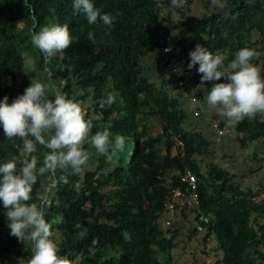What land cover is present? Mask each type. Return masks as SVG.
Here are the masks:
<instances>
[{"label": "trees", "instance_id": "16d2710c", "mask_svg": "<svg viewBox=\"0 0 264 264\" xmlns=\"http://www.w3.org/2000/svg\"><path fill=\"white\" fill-rule=\"evenodd\" d=\"M203 1L208 9L213 3L185 0L173 9L171 0H94L102 12L116 18L109 27L88 24L82 13L73 12L72 0H0V99L8 96L11 103L16 98L17 85L27 74L26 55L32 56L62 94L80 103L85 118L93 121L92 134L111 126L114 135L126 138L125 150L115 161L85 143L87 166L78 174L68 169V182L57 186L45 209L59 255L69 264H174L182 231L164 228V177L188 170L199 179L198 225L192 221L186 230L189 243L203 236L197 256L207 264H264V206L254 201L258 192L246 190L220 165L206 163L213 142L186 127L190 115L181 98L167 89L169 83L176 95L199 101L211 84L223 82H205L202 87L198 65L188 69L189 53L197 44L229 60L241 48H253L261 53L253 63L264 66V0H219L223 8L217 3L199 16L194 6ZM52 23L67 24L77 39L46 65L31 35ZM151 62L164 68L168 83L160 85L150 74ZM191 73L197 84L179 85ZM108 94L114 96L110 106L105 103ZM146 115L162 123L161 134L155 136L143 125ZM232 126L244 135V147L264 145V113ZM175 139L185 144V156H174ZM173 181L176 189H187L179 177ZM42 186L38 177L33 189L37 202ZM183 215L188 219L185 211ZM4 219L0 212L2 225ZM213 238L216 247L210 245ZM24 251L18 252L27 260L32 249Z\"/></svg>", "mask_w": 264, "mask_h": 264}, {"label": "clouds", "instance_id": "9594fccd", "mask_svg": "<svg viewBox=\"0 0 264 264\" xmlns=\"http://www.w3.org/2000/svg\"><path fill=\"white\" fill-rule=\"evenodd\" d=\"M183 3L184 0H171L173 9L182 7ZM219 7L223 8L224 4L219 3ZM72 9L75 14L82 13L90 25L102 22L110 27L115 23L116 18L102 12L94 0H72ZM88 38L94 40V34L89 32ZM76 39L67 24L52 23L33 32L31 44L43 54L44 63L48 65ZM260 55L256 49L244 47L229 60L223 53H214L200 44L189 53L187 67L191 70L198 65L196 71L201 74L202 87L205 82L223 79L211 84L205 99L229 125L264 113V66L253 63ZM51 92L53 88L48 83L31 81L23 94L11 103L8 96L0 99V129L7 139L22 140L25 153L20 166L16 157L0 161V205L7 227L10 235L32 249L30 258L20 260L22 264H69L67 258L59 255V242L45 219V209L51 204L54 190L61 182H68L66 175L56 176L57 170L81 173L89 161V153L83 147L85 143L91 144L96 153L108 161L118 160L126 146V138L114 135L111 126L92 134L93 121L85 118L80 103L58 90L54 91V98H50ZM113 102L114 96L108 94L105 103L110 106ZM37 144L47 149L41 153L42 160L34 155L38 151ZM46 174L48 183L42 186L37 202L33 189L38 177Z\"/></svg>", "mask_w": 264, "mask_h": 264}, {"label": "rangeland", "instance_id": "374dc122", "mask_svg": "<svg viewBox=\"0 0 264 264\" xmlns=\"http://www.w3.org/2000/svg\"><path fill=\"white\" fill-rule=\"evenodd\" d=\"M162 2H167V0H161ZM208 3L206 1H203L202 3L199 2L200 8L198 10V12L200 14H207L210 10H213L215 6L214 3L209 4L207 8ZM198 6V4H196L194 6V9ZM163 7V13L167 14L166 12V8L164 5H162ZM26 59H27V74L30 75V77L35 78L37 81L41 82H46L44 75L42 72H40L38 70L37 67V58L32 57V56H28L26 55ZM150 74L156 78V81L161 85L163 84V82H167L169 76L166 75L164 68L160 65H157L155 62H151L150 66ZM178 72L177 67L174 69ZM175 72V71H174ZM40 80H39V79ZM168 83V82H167ZM50 86H52V84H49ZM171 86V84L168 83L167 85V89L171 92V94L174 96V94L176 93V91L169 89ZM50 98L53 97V92H51L50 94ZM187 100H191L190 98H188ZM186 102V100H185ZM192 104L194 105H204L205 107L208 106L206 103V99L205 98H200L199 101H190ZM187 103V102H186ZM189 103V104H191ZM186 108V105L185 107ZM209 110L210 107L208 106V108H205V110ZM201 111V110H200ZM211 111L213 112V110L211 109ZM206 112V111H205ZM194 115H192L193 117ZM220 117V116H218ZM143 125H146L148 127L151 128V132L155 135L158 136L159 134L162 133V126H161V122H159L158 119H156L154 116L151 115H146L143 116ZM192 119V118H191ZM225 124V126H224ZM221 125L223 126V128L227 127V129H229L230 131L234 132L236 129L234 126L227 124L226 125V121H215L214 123V127L216 126L215 130H217V127L221 128ZM186 127L189 130H196L197 128L190 122V119L187 122ZM1 136L3 139H7L4 135V133L1 131ZM217 132V131H216ZM235 133V132H234ZM237 133V132H236ZM216 141V140H214ZM217 142V141H216ZM237 145L241 146V143L238 141L235 144V147H237ZM258 144H249V148L248 151L242 154L239 152L236 154V152L234 150H231V157L233 158H242L244 156L246 159H244V161H241V165L245 166L247 169V171L245 170V172H247V175L245 177V180H238L239 183L243 184L244 188L246 190H254L256 192H259L261 189V186L264 184V149L261 151V147L256 146ZM16 149L15 154L13 153V156L16 157V159L19 161L21 160V162L23 163V158L22 156L19 154L18 149H22L23 145H19V143L16 145ZM229 149H231V146L229 147ZM256 150V152H255ZM259 150V151H258ZM174 154L177 156L179 151L177 150V148L175 147L173 149ZM224 161L228 162L229 161V157L228 156H224ZM239 162V161H238ZM207 164H211V163H220V159H215L213 158H209L208 160H206ZM0 212H3L1 210V205H0ZM180 240L184 243H182V248L178 249L174 255V264H207L206 261H204L205 259H203V257H199L197 256L198 252L201 251L202 247L201 245L198 244V240H203V236L202 235H198L197 237H195L192 240V243L188 242V239L186 240L185 235L181 236ZM210 245H212V247H216L217 245V240L216 239H211L210 240ZM29 246L26 244H23L22 242L19 241L18 238L10 235V229L7 227V224L4 222V224L2 225V223H0V264H22V262H20L21 259H24L22 254L19 253L18 251H24L26 248H28ZM25 253V251L23 252Z\"/></svg>", "mask_w": 264, "mask_h": 264}, {"label": "crops", "instance_id": "0c3cea01", "mask_svg": "<svg viewBox=\"0 0 264 264\" xmlns=\"http://www.w3.org/2000/svg\"><path fill=\"white\" fill-rule=\"evenodd\" d=\"M197 4H198V6L194 9V11L199 16L206 15V14L202 15V14H200L198 12V10L200 8V5H199V3H197ZM213 7H215V6H213ZM210 11L208 13H210ZM43 75H44L46 83L52 84V88H53V97L52 98H54V91L55 90L60 91L58 83L53 79V77L51 75L44 74V73H43ZM31 81H37V80L35 78H33V77H30L29 74H26L25 77L22 80H20L19 84L17 85V95H16V97L18 95L23 94L24 89L27 88L28 86H30ZM40 82H41V80H40ZM174 96L175 97H180L181 101L183 102L184 107L186 105V108H184V110L190 115V122L197 128L194 131H197L199 133H202V134L206 135L213 142L214 149H213L212 155L210 157L211 158L214 157L215 159H220V163H216V164H218L221 167L225 168L233 176H235L237 183H239V181H238L239 179L240 180H245V177L247 175V172H245V170L247 171V169H245L246 167L241 165L240 163H241V161H244V159H246L244 157L246 155H244L242 158H234V157L232 158L231 157V150H234L236 152V154L239 153V152L241 154H242V152L243 153L245 152V154H246V152L248 151L249 145L244 147L241 144V146L237 145V147H235L236 142H238V141L240 142V139H243L244 135H238L236 133V130H235L234 131L235 133L232 132L230 135L225 136L221 143H218V142L214 141L215 137L217 136V132H218V130H215L216 126L214 127V123H215V121H218V120L219 121H223V120L225 121V119L223 117H221V116L218 117L219 115L212 108H210L209 110L208 109L205 110V108H208V106L205 107L204 105H199L198 106V105L192 104L190 102L192 100L190 98V96L184 97V96H181L180 94L176 95V93H175ZM188 98H190L191 100H187ZM185 100H186L187 103L185 102ZM189 103H191V104H189ZM211 109L213 110V112L211 111ZM192 115H194V116L192 117ZM227 124L228 123H226V125ZM1 131L3 132V129H1ZM18 143H19V145H23L22 140H20L19 138L3 139L2 136H1V132H0V161L6 160V159H10V158L14 157L13 153L15 154L14 150L16 149V147H17L16 145ZM230 146H231V149H229ZM256 146L261 147V151L264 149V145H256ZM22 149H23V147H22ZM37 149H38V151H37V153H34V155H37L40 158V160H42L43 157H42L41 153L46 152L47 149H45L42 145H39V144H37ZM255 152H256V150H255ZM262 152H264V151H262ZM224 156H228L229 157V161L228 162L224 161ZM21 164H22V162H21V160H19L18 161V166H20ZM39 166L40 165L38 164V167ZM60 175L68 176L69 175V170L61 171V170L58 169L57 172H56V176L59 177ZM40 178L43 181V185H46L48 183L47 174H46L45 177H40ZM1 210L4 212V209H3L2 205H1ZM192 221L193 220L189 217V215H188V219H186L185 216L183 215V213H179L177 215V217L173 219L174 229L175 228L181 229L182 232H181L180 235L181 236L185 235V237H186V230L190 229ZM0 223H1V221H0ZM5 223L7 224V220H5ZM182 243H184V242H182ZM179 249H181V248H179Z\"/></svg>", "mask_w": 264, "mask_h": 264}, {"label": "built area", "instance_id": "2783aa9c", "mask_svg": "<svg viewBox=\"0 0 264 264\" xmlns=\"http://www.w3.org/2000/svg\"><path fill=\"white\" fill-rule=\"evenodd\" d=\"M185 3V0H184ZM264 41V40H263ZM179 78L182 76L178 71ZM189 82L197 84L198 79L194 73H191L189 77L181 81L179 85H186ZM162 126V123H161ZM217 136L215 140L218 143H221L223 138L227 135H230L232 131L227 129V127H217ZM176 148L179 151L178 155L185 156V144L180 140L175 139ZM19 154L22 156L23 160L25 159V153L23 149H18ZM177 155V156H178ZM179 177L181 181L187 185V189L184 188H175L174 186V177ZM164 187L168 190V206L163 219L164 228L166 232L172 231L174 229L173 219L177 217L179 213L185 211L187 215L194 221L195 225H198L197 216L201 213V204L199 197V179L197 176L190 170L185 173L172 172L167 174L164 177ZM255 203L264 206V190L259 191L254 199Z\"/></svg>", "mask_w": 264, "mask_h": 264}]
</instances>
